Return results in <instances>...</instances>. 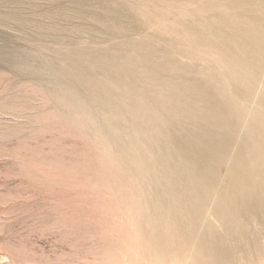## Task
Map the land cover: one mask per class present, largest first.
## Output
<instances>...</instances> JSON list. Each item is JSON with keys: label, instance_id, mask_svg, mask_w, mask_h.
Masks as SVG:
<instances>
[{"label": "rangeland", "instance_id": "1", "mask_svg": "<svg viewBox=\"0 0 264 264\" xmlns=\"http://www.w3.org/2000/svg\"><path fill=\"white\" fill-rule=\"evenodd\" d=\"M230 1L0 0V264H264V196L241 209L229 175L264 68L241 119H217L233 82L190 31L254 14ZM200 126L234 132L197 196L178 183L177 149L200 147Z\"/></svg>", "mask_w": 264, "mask_h": 264}, {"label": "bare ground", "instance_id": "2", "mask_svg": "<svg viewBox=\"0 0 264 264\" xmlns=\"http://www.w3.org/2000/svg\"><path fill=\"white\" fill-rule=\"evenodd\" d=\"M231 2L237 5V7L246 8V10L254 14L248 17L240 16L236 21H233L234 17L223 18L222 16H218L213 20L212 25L206 24L199 29L190 30L192 31L195 40L205 43L208 48L213 49L217 61L222 64L221 67L225 75H228L230 81L233 82L232 92L234 97H229L227 99L224 97L222 99L221 97V106L216 112L218 116L217 119L223 121H226L229 115L241 119L244 107L250 102L252 97L255 98L256 84L259 83L260 72L264 68V0H232L230 3ZM242 21H244V25H241ZM215 28L218 30L215 31ZM225 58L228 60L225 61ZM262 81V86L264 87V80ZM181 88L182 87H180V89ZM219 90L221 89L216 88L212 93H205L198 87L192 85H187L184 88V91H193L194 93L201 94L208 102H210V100H215L217 94L221 95L218 92ZM182 94L184 95L185 92ZM256 106L257 107L250 115L248 126L245 129L243 138L229 169L230 177L237 179L240 188L241 196L237 199L240 200L241 209L247 208L250 201H258L259 197L264 196V92L257 98ZM201 118L205 121L208 119L205 111L201 113ZM142 125L144 126L143 123ZM222 128L215 131L214 129L200 126L196 131V139L202 143L200 144V147L192 149L191 142L179 143L177 153H184L187 157L183 160L182 164L179 161L178 166L181 170L188 167L189 173H179V176H177L178 183L181 189L188 192L190 195L197 194L198 196V192L194 189L195 179L210 180L213 178V175L209 174V172L208 174L203 175L201 169V166L207 163L212 157L211 149L213 146L217 147L214 154L223 157L232 143L234 129L231 128L224 131ZM244 158L248 160V164L251 167L250 170H245L242 166L241 160ZM132 163L135 164L134 161ZM145 163H142L143 167H145ZM198 163L200 165H197ZM149 166L151 167V165ZM130 168L137 173V168L134 165ZM145 169L147 168L145 167ZM146 172H148V170ZM216 201L217 211L220 209L222 211L221 214L225 216H232L234 213L233 208L238 205V201L228 200L224 195L219 196V199ZM236 207L239 208L238 206ZM248 209L249 211L251 210L250 208ZM230 224V221L226 222L225 226H230ZM164 230H166V228ZM207 233V238L213 237V235L210 234V231ZM153 236L154 234L148 233V238L150 240ZM223 247V245L221 246V244H218L217 242L210 243L209 258L213 261H221L225 255Z\"/></svg>", "mask_w": 264, "mask_h": 264}]
</instances>
